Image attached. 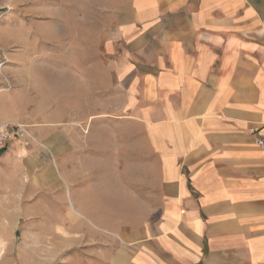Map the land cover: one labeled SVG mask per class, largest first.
Masks as SVG:
<instances>
[{
    "label": "crops",
    "instance_id": "1",
    "mask_svg": "<svg viewBox=\"0 0 264 264\" xmlns=\"http://www.w3.org/2000/svg\"><path fill=\"white\" fill-rule=\"evenodd\" d=\"M90 2L81 69L0 93V232L58 235L9 262L264 264V0Z\"/></svg>",
    "mask_w": 264,
    "mask_h": 264
},
{
    "label": "rangeland",
    "instance_id": "2",
    "mask_svg": "<svg viewBox=\"0 0 264 264\" xmlns=\"http://www.w3.org/2000/svg\"><path fill=\"white\" fill-rule=\"evenodd\" d=\"M92 11L90 0H0V93L26 81L29 67L42 71L52 64H65L71 73L79 71L90 45L83 33H95L89 23L95 15ZM33 217H21L19 232H0L6 238L7 248L2 251L3 256L7 253L3 258L7 264H13L10 259H16L26 240H58L54 231L32 232V225L37 228L41 224ZM8 220L13 222V216ZM55 224L57 217L51 216L50 225Z\"/></svg>",
    "mask_w": 264,
    "mask_h": 264
},
{
    "label": "built area",
    "instance_id": "3",
    "mask_svg": "<svg viewBox=\"0 0 264 264\" xmlns=\"http://www.w3.org/2000/svg\"><path fill=\"white\" fill-rule=\"evenodd\" d=\"M27 134L26 127L20 123L0 122V150L13 141L23 140ZM257 144L264 149V139H258Z\"/></svg>",
    "mask_w": 264,
    "mask_h": 264
}]
</instances>
